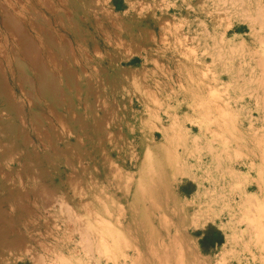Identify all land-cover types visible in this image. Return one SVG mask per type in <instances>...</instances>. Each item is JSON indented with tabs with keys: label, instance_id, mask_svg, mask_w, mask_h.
<instances>
[{
	"label": "rangeland",
	"instance_id": "374dc122",
	"mask_svg": "<svg viewBox=\"0 0 264 264\" xmlns=\"http://www.w3.org/2000/svg\"><path fill=\"white\" fill-rule=\"evenodd\" d=\"M223 1L0 0V264H264V0Z\"/></svg>",
	"mask_w": 264,
	"mask_h": 264
},
{
	"label": "bare ground",
	"instance_id": "6f19581e",
	"mask_svg": "<svg viewBox=\"0 0 264 264\" xmlns=\"http://www.w3.org/2000/svg\"><path fill=\"white\" fill-rule=\"evenodd\" d=\"M211 1V0H210ZM225 1V0H224ZM223 1V2H224ZM235 0H229V3H230V5L232 4V2H233V5H235V3L236 2H234ZM184 2V1H183ZM228 2V1H227ZM243 2V1H242ZM225 3V2H224ZM223 3V4H224ZM206 4V3H205ZM214 4L216 5V3L214 2ZM244 4V3H243ZM212 5V4H211ZM218 5V4H217ZM216 5V6H217ZM222 5V4H221ZM209 6V5H208ZM225 6V5H224ZM175 7V6H174ZM219 7V6H218ZM214 8H215V6H214ZM220 8H222V7H220ZM228 8V7H227ZM235 9V8H234ZM213 10H215V9H213ZM230 10V9H229ZM209 11V10H208ZM208 11H207V13H208ZM211 11V10H210ZM217 11V10H216ZM222 11V10H221ZM220 11V12H221ZM225 11H227V10H225ZM241 11V10H240ZM260 11V10H259ZM231 12H232V10H231ZM244 12V11H243ZM224 13V12H223ZM263 13V12H262ZM233 14V13H232ZM239 14V13H238ZM264 14V13H263ZM207 15V14H206ZM212 15V14H211ZM258 15H260V14H258ZM173 17V16H172ZM246 18V17H245ZM259 19H260V17H259ZM200 21H202V20H200ZM204 22V21H203ZM197 23V22H196ZM261 23V22H260ZM180 24V23H179ZM202 24V23H201ZM181 25V24H180ZM197 25V24H196ZM203 26V25H202ZM250 26V25H249ZM258 26V25H257ZM174 27V26H173ZM188 27V26H187ZM203 28V27H202ZM249 28V27H248ZM263 28V27H262ZM258 29V28H257ZM179 30V29H178ZM252 30V29H251ZM120 31V30H119ZM204 31V30H203ZM258 31V30H257ZM101 32V31H100ZM182 32V31H181ZM102 34V33H101ZM107 34V33H106ZM115 34V33H114ZM104 35V34H103ZM262 36H264V35H262ZM261 36V37H262ZM184 37H182V39H183ZM212 38V37H211ZM218 39V38H217ZM261 39H263V37L261 38ZM189 40V39H188ZM220 41H222V40H220ZM224 42V41H223ZM153 43V42H152ZM220 44V43H219ZM214 45V44H213ZM212 45V46H213ZM211 46V45H210ZM228 46V45H227ZM219 47V46H218ZM217 47V48H218ZM230 48V47H229ZM229 48H228V51H230L231 50V48H230V50H229ZM191 50V49H190ZM194 50V49H193ZM203 51V50H202ZM201 51V52H202ZM254 52V51H253ZM227 53V52H226ZM225 54V53H224ZM231 54V53H230ZM213 57V56H212ZM211 57V58H212ZM216 57V56H215ZM205 58V57H204ZM222 58V57H221ZM227 58V57H226ZM145 59V58H144ZM194 61V60H193ZM205 61V60H204ZM208 61V60H207ZM261 61H259V63H260ZM201 63L203 64L204 62H202V60H201ZM262 65V64H261ZM182 66V65H181ZM263 67H264V65H262ZM175 67V66H174ZM251 69H252V67H251ZM261 69H263V68H261ZM263 71H264V69H263ZM263 71H262V73H263ZM261 72V71H260ZM237 73H238V71H237ZM261 73V75H262V77H263V75L264 74H262ZM164 75V74H163ZM166 76H167V74H166ZM258 76V75H257ZM256 76V77H257ZM175 78V77H174ZM240 79V78H239ZM184 80V79H183ZM232 80V79H231ZM236 80V79H235ZM250 80V79H249ZM249 80H248V82H249ZM259 80H261L260 78H259ZM234 81V80H233ZM237 81V80H236ZM247 81V80H246ZM261 82V81H260ZM261 84V83H260ZM262 85V84H261ZM262 89V88H261ZM263 90V89H262ZM261 90V91H262ZM246 91V90H245ZM264 91V90H263ZM243 92V91H242ZM250 93V92H249ZM253 96V95H252ZM261 96V95H260ZM257 97V96H256ZM262 97V96H261ZM260 97V99H259V101L261 100V101H264V100H262V99H264V96H263V98H261ZM257 99V98H256ZM139 100H141V99H139ZM255 101V100H254ZM258 101V100H257ZM142 102V101H141ZM140 102V103H141ZM258 103V102H257ZM142 104H143V102H142ZM260 104H262V106L264 107V104L263 103H261L260 102ZM226 107V106H225ZM259 108V107H258ZM262 119V118H261ZM172 129V128H171ZM170 129V130H171ZM185 130V129H184ZM203 131L204 130H202L201 128H199L198 129V132H199V134H201V139L203 140L204 138H205V132L203 133ZM206 131V130H205ZM162 132V131H161ZM254 132V131H253ZM173 133V132H172ZM177 133V132H176ZM179 134V133H178ZM253 134V133H252ZM176 135V134H175ZM183 135V134H182ZM164 132H163V138H164ZM185 136V135H184ZM181 137V136H180ZM166 138V137H165ZM174 138H175V136H174ZM187 138V137H186ZM180 139V138H179ZM182 140H183V137L181 138ZM180 139V140H181ZM197 139H198V137H197ZM164 140V139H163ZM251 140H253V139H251ZM165 141V140H164ZM193 142V141H192ZM183 143V142H182ZM209 145V144H208ZM207 146V145H206ZM206 146H204L205 148L204 149H206L207 150V152H209V150H210V152L212 153V156H213V151H212V149L211 148H209V147H206ZM210 146V145H209ZM209 148V149H208ZM216 148V147H215ZM263 148V147H262ZM264 149V148H263ZM216 150V149H215ZM261 149H259V151H260ZM225 152H227V151H225ZM230 152V151H229ZM218 153V152H217ZM220 153H222V152H220ZM210 154V153H209ZM258 154H260V153H258ZM220 155V154H219ZM224 155V154H223ZM225 156V155H224ZM261 154L259 155V157H260V160L262 159L261 158ZM199 157H201V156H199ZM211 157V156H210ZM215 156H213V158H214ZM223 157V156H222ZM227 157V156H226ZM259 157H257L258 159H259ZM256 158V159H257ZM220 159V158H219ZM223 159V158H222ZM209 160H210V158H209ZM214 161H215V159H213ZM229 160V159H228ZM259 160V161H260ZM230 161V160H229ZM259 161H258V163H259ZM211 162V161H210ZM216 162V161H215ZM233 162V161H232ZM261 162V161H260ZM217 163V162H216ZM245 163V162H244ZM196 164V163H195ZM222 164V163H221ZM224 164V163H223ZM261 164V163H260ZM198 165H200V164H198ZM208 165H209V163H208ZM207 165V166H208ZM245 165V164H244ZM217 166H219L218 165V163H217ZM221 166V165H220ZM226 166V165H225ZM235 166V165H234ZM241 166V165H240ZM227 168L229 167V165L228 166H226ZM252 167V166H251ZM250 167V168H251ZM231 168V167H230ZM249 168V169H250ZM214 169H215V167H214ZM217 169V168H216ZM225 170V169H224ZM229 170V169H228ZM204 171V170H203ZM231 171V170H230ZM249 171V170H248ZM221 172H222V170H221ZM225 172V171H224ZM232 172H235V171H232ZM250 172V171H249ZM236 173V172H235ZM259 172L257 171V174H258ZM207 174V173H206ZM221 174V173H220ZM224 174V173H223ZM226 174H228L229 175V178L228 179H231L232 181H233V183L235 182V184H238V180H237V177L239 176H234L233 174H231V172H226ZM222 175V174H221ZM251 175V174H250ZM223 176V175H222ZM208 177V176H207ZM240 177H241V175H240ZM258 178H259V176H258ZM246 179V178H245ZM226 180V179H225ZM240 180V179H239ZM256 180H258V179H253V181H256ZM242 181V180H241ZM240 182V181H239ZM244 182V180L242 181V183ZM257 182V181H256ZM260 182V181H259ZM201 183V182H200ZM228 183V182H227ZM232 183V184H233ZM241 183V184H242ZM246 183V182H245ZM240 184V183H239ZM240 184V185H241ZM253 184V183H252ZM257 184V183H256ZM214 185V184H213ZM223 185V184H222ZM230 185V184H229ZM228 184H227V186H229ZM209 186V185H208ZM217 186V185H216ZM226 186V185H225ZM224 186V187H225ZM226 186V187H227ZM233 186H234V184H233ZM232 186V187H233ZM251 186V185H250ZM258 186V185H257ZM236 187V186H235ZM222 188V187H221ZM238 188V187H237ZM209 188H207L206 190H208ZM205 190V191H206ZM210 190H212V188L210 189ZM231 190V189H230ZM247 190V188H246V186H245V189H244V191H246ZM215 191V190H214ZM236 191V190H235ZM260 191H261V187L260 186H258V192L260 193ZM208 192V191H207ZM206 192V193H207ZM216 192V191H215ZM231 192V191H230ZM243 192V191H242ZM46 193V192H45ZM209 193V192H208ZM250 193H253V192H250ZM48 194V193H47ZM51 194V193H50ZM202 194H204V193H202ZM215 194V193H214ZM238 194V193H237ZM45 195V194H44ZM208 195V194H207ZM216 195V194H215ZM220 195V194H219ZM232 195V194H231ZM244 195V194H243ZM211 196V195H210ZM209 196V197H210ZM253 196H254V194H253ZM259 196V195H258ZM42 197V196H41ZM206 197V196H205ZM212 197V196H211ZM247 197V196H246ZM47 198V197H46ZM53 198V197H52ZM241 198V197H240ZM243 198V197H242ZM248 198V197H247ZM207 199V198H206ZM226 199V198H225ZM54 200H55V198H54ZM210 200V199H209ZM211 200H213V197H212V199ZM230 200H232V199H230ZM240 200V199H239ZM243 200H247V199H242V201ZM49 201V200H48ZM51 201V200H50ZM248 201H249V199H248ZM263 201V200H262ZM52 202V201H51ZM232 202V201H231ZM67 203V202H66ZM66 203L63 201V200H61V198H60V202H59V205H60V208L61 209H63V210H65L66 211V213H67V216H66V218H68L67 220H65V221H70L71 222V224H72V226H73V231L75 232V233H77L78 235V238H79V241H81V242H87V240L89 241V238L91 239V237L93 236V234H95V233H100L101 234V230H102V228H100L99 226L101 225H99L98 227H91V229L89 228L90 226H88L87 225V222L86 221H84V219L83 220H78V219H80V218H74V217H76V216H73L72 215V213L70 212V210L68 209V207H67V205H66ZM186 203V202H185ZM210 203V202H209ZM225 203V202H224ZM244 203V202H243ZM242 203V204H243ZM246 203V202H245ZM253 204V203H252ZM59 205H58V207H59ZM172 205V204H171ZM231 205V204H230ZM243 206V205H242ZM245 206V205H244ZM248 206V205H247ZM230 207V206H229ZM46 208V207H45ZM50 208V207H49ZM165 208H166V205H165ZM243 208V207H242ZM228 209H230V208H228ZM59 210V209H58ZM58 210H57V212H58ZM74 210V209H73ZM217 210V209H216ZM60 211V210H59ZM220 211V210H219ZM229 212H230V210H229ZM58 213H61V212H58ZM65 213V212H64ZM74 213V212H73ZM77 213V212H76ZM124 213V212H123ZM198 213V212H197ZM50 214V213H49ZM55 214V213H54ZM234 214V213H233ZM72 215V216H71ZM78 215V214H77ZM125 215H127V213L125 212ZM249 215V214H248ZM64 217V216H63ZM77 217H79V216H77ZM121 217V216H120ZM198 217H200L199 215H198ZM51 218V217H50ZM101 218V217H100ZM118 218V217H117ZM157 218V217H156ZM91 219V218H90ZM104 219V218H103ZM164 219V221H165V218H163ZM87 220V219H86ZM102 220V219H101ZM105 220V219H104ZM121 220H122V218H121ZM97 221V220H96ZM161 221V220H160ZM163 221V220H162ZM208 221V220H207ZM229 221V220H228ZM104 222V221H103ZM107 222V221H106ZM69 223V222H68ZM117 223V222H116ZM132 223H133V221H132ZM166 223V222H165ZM164 223V224H165ZM168 223V222H167ZM242 223H244V222H242ZM111 224V223H110ZM134 224V223H133ZM85 225H87V226H85ZM105 225H107V224H105ZM112 225V224H111ZM119 226H120V224H118ZM227 225V224H226ZM238 225V224H237ZM108 226V225H107ZM107 226H105V227H107ZM113 226V225H112ZM123 226V225H122ZM126 226H127V223H126ZM134 226V225H133ZM228 226V225H227ZM101 227H103V226H101ZM131 227V226H130ZM130 227H129V229H130ZM66 228H68V227H66ZM98 228H100V229H98ZM104 228V227H103ZM108 228H110V226L108 227ZM107 228V229H108ZM112 229H114L113 227H111ZM163 228V227H162ZM105 229V228H104ZM121 229V228H120ZM169 229V228H168ZM183 229V228H182ZM138 230V229H137ZM181 230V229H180ZM113 231V230H112ZM73 232V233H74ZM128 232V231H127ZM131 232V231H130ZM142 232V231H141ZM71 234H72V232H70ZM74 233V234H75ZM109 233H110V229H109ZM113 232H111V234H112ZM133 233V232H132ZM136 233H137V231H136ZM145 233V232H144ZM160 233V232H159ZM177 233V232H176ZM108 234V233H107ZM114 234V233H113ZM175 234V233H174ZM138 235V234H137ZM96 236V235H95ZM113 236H115V235H113ZM69 237V236H68ZM71 237H72V235H71ZM97 237V236H96ZM100 237V236H99ZM99 237H98V239H99ZM162 237V236H161ZM160 237V238H161ZM93 238V237H92ZM97 239V238H96ZM138 239H140V238H138ZM74 240V239H73ZM101 240V239H100ZM78 242V241H77ZM80 242V244H82ZM102 242V241H101ZM108 242V241H107ZM171 242V241H170ZM83 243V244H84ZM88 243V242H87ZM89 243H91V241H89ZM87 244V245H90V244ZM140 243V242H139ZM143 243V242H142ZM79 244V243H78ZM103 244V243H102ZM109 244V243H108ZM177 244H179V243H177ZM76 245V244H75ZM98 245V244H97ZM105 245V247H106V244H104ZM173 245V244H172ZM91 246V245H90ZM89 246V247H90ZM151 246V245H150ZM174 246V245H173ZM87 247V246H86ZM85 247V248H86ZM88 247V248H89ZM76 248V247H75ZM107 248V247H106ZM136 250L134 249V251H136V253L135 254H137L138 256H141V257H144L143 255H142V249H143V246L142 245H140V244H137L136 245ZM74 249V248H73ZM98 249V248H97ZM149 249V248H148ZM90 250V249H89ZM150 250V249H149ZM187 250V249H186ZM91 251V250H90ZM96 251V250H95ZM26 252V251H25ZM87 252V251H86ZM174 252H176V251H174ZM179 252H180V250H179ZM94 253V252H93ZM134 253V252H133ZM132 253V254H133ZM145 253V252H144ZM143 253V254H144ZM27 254V253H26ZM90 254H91V252H90ZM35 255V254H34ZM61 255V254H60ZM98 255V254H97ZM99 255H101V253H99ZM98 255V256H99ZM36 256V255H35ZM35 256H29L28 257V262H30L31 264H33V263H36L35 262ZM85 256V255H84ZM106 256V255H105ZM109 257H110V255H108ZM36 257H38V256H36ZM40 257V256H39ZM88 257H91V256H88ZM122 257H125V256H121V258ZM98 258H100V257H98ZM103 258V257H102ZM112 258V257H111ZM115 258V257H114ZM128 258V257H127ZM131 258V257H130ZM137 258H139V257H137ZM23 259V258H22ZM25 259V258H24ZM59 259V258H58ZM57 259V260H58ZM93 259V258H92ZM124 259V258H123ZM175 259V258H174ZM180 259H181V257H180ZM136 260V259H135ZM24 262L26 261V260H23ZM97 260H95V262H96ZM111 261V259L110 258H108L107 257V259L104 261V264H109V262ZM124 261V260H123ZM138 261V260H137ZM144 261L146 262V263H154V262H157V263H159V264H162L161 262V260L158 258V259H156L153 255H151V254H148L147 252H146V255H145V257H144ZM176 261V260H175ZM178 261V260H177ZM176 261V262H177ZM39 262V261H38ZM37 262V263H38ZM41 262V261H40ZM112 263V262H111ZM126 263H127V261H126ZM137 263V262H136ZM135 263V264H136ZM175 263V262H174ZM17 264V263H16ZM24 264H26V263H24ZM48 264V263H47ZM95 264H98V263H95ZM102 264V263H101ZM113 264H115V260L113 261ZM117 264V263H116ZM166 264V263H165ZM172 264V263H171Z\"/></svg>",
	"mask_w": 264,
	"mask_h": 264
},
{
	"label": "crops",
	"instance_id": "0c3cea01",
	"mask_svg": "<svg viewBox=\"0 0 264 264\" xmlns=\"http://www.w3.org/2000/svg\"><path fill=\"white\" fill-rule=\"evenodd\" d=\"M196 190H198V187L197 185L194 186V190L191 192V193H194ZM206 225V228L208 229H204L205 231L201 233L200 237H199V240H201V238L204 236V234H207L209 233L210 231H214L215 229L214 228H217L220 230V228L218 226H216L214 223H206L204 224ZM209 227H212L211 229H209ZM198 240V241H199ZM225 244V234L223 233V231L220 230V233H219V241L215 242L211 247L212 249L216 248L217 246L221 247Z\"/></svg>",
	"mask_w": 264,
	"mask_h": 264
},
{
	"label": "trees",
	"instance_id": "16d2710c",
	"mask_svg": "<svg viewBox=\"0 0 264 264\" xmlns=\"http://www.w3.org/2000/svg\"><path fill=\"white\" fill-rule=\"evenodd\" d=\"M184 194H188L189 191H183ZM219 241V232L214 230L207 233V236L205 239H203L201 242L206 245H213L215 242Z\"/></svg>",
	"mask_w": 264,
	"mask_h": 264
}]
</instances>
